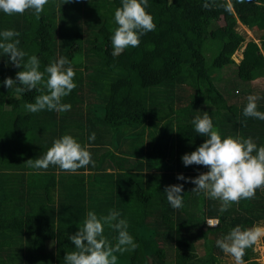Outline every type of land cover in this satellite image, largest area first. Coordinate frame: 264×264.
I'll return each mask as SVG.
<instances>
[{"label":"trees","instance_id":"obj_1","mask_svg":"<svg viewBox=\"0 0 264 264\" xmlns=\"http://www.w3.org/2000/svg\"><path fill=\"white\" fill-rule=\"evenodd\" d=\"M118 7L121 0H49L39 17L32 9L0 11V32H18V47L39 58L41 71L64 56L76 73L75 89L62 99L71 110L31 113L24 105L41 93L18 95L5 87L4 79L15 80L23 68L0 50V264H65L66 253L75 250L69 237L89 211L99 217L114 209L127 220L139 246L117 253L118 264H222L217 239L237 225L264 222V188L221 213V201L177 179L208 171L181 159L207 138L195 132L196 116L207 113L222 139L251 137L264 146V121L243 115L250 95L260 97L264 112V92L237 87L264 75V0H149L155 31L113 56ZM238 22L257 32L260 42L246 40ZM240 49L236 63L233 54ZM227 67L233 78L214 73ZM65 134L91 145L94 166L75 173L28 166ZM174 184L183 185L179 209L164 192ZM208 218L219 223L207 225ZM117 235L104 227L113 244ZM252 251L245 250V264H257Z\"/></svg>","mask_w":264,"mask_h":264},{"label":"clouds","instance_id":"obj_2","mask_svg":"<svg viewBox=\"0 0 264 264\" xmlns=\"http://www.w3.org/2000/svg\"><path fill=\"white\" fill-rule=\"evenodd\" d=\"M65 2L68 0H64ZM148 2L149 0H121V7L114 13L117 27L112 36L113 56L120 55L128 47H138L141 36L149 31H155L153 17L146 11ZM48 3L49 0H0V11L13 15L23 14L32 9L39 17ZM204 7L210 5L206 3ZM18 36L19 33L12 29L0 32L2 54L8 55L14 66L23 68L16 73L15 80L11 77L4 79L5 87L14 89L18 95L32 90L41 93L35 97L34 103L24 105L28 112L37 113L47 109L62 113L71 110L70 104L62 103V99L76 87L74 83L76 73L71 61L62 56L41 71L39 58L36 55L27 56V53L18 47L20 41L14 39ZM17 81L19 86H16ZM259 99L257 95L248 97L243 109L245 117L264 121V112L258 110ZM193 124L195 132L207 138L196 150L185 153L181 159L185 166L202 165L208 171L194 178L177 174V179L191 181L195 184L192 191L203 193L209 199L221 201L219 208L221 213L242 199L255 198L256 190L264 188V146L258 147L251 137L226 136L222 139L220 131L214 127L207 113L196 116ZM95 138V133H92L88 139L94 141ZM90 148V144L82 145L72 135L65 134L54 140L43 157L29 159L27 164L34 169H47L49 165H56L63 171L75 173L89 164L94 166ZM182 190V184L169 185L164 190L168 202L175 209L183 206ZM210 223L214 226L219 221ZM105 226L118 233L114 244L104 236ZM262 237H264L262 225L250 228L237 225L223 238L217 239L216 246L230 255L234 264H245L243 260L245 250L257 245ZM69 239L75 250L66 253L65 264H118L117 253L131 252L139 246L128 231L127 220L120 218V212L114 209L109 210L107 215L99 217L94 211H89L83 225Z\"/></svg>","mask_w":264,"mask_h":264},{"label":"rangeland","instance_id":"obj_3","mask_svg":"<svg viewBox=\"0 0 264 264\" xmlns=\"http://www.w3.org/2000/svg\"><path fill=\"white\" fill-rule=\"evenodd\" d=\"M236 29L238 31H240V32L245 33L246 40L252 38L255 41H257L258 43L260 42L259 39H258V37H259L258 33L253 31L252 29L250 30L248 27H246L245 25L241 24L240 22H238V25H237ZM206 44H207V46L211 45L212 49L215 48V44L213 42H211V40H207ZM207 57L210 58V52H207ZM240 57H241V49L237 50L233 54V59L235 60L236 63H238L240 61ZM231 67H233V66H231ZM233 70H234L233 68L227 67V68H223L222 70H215L214 73L218 74V73H220L222 71V74H224L225 79L228 80L229 78H233V73H234ZM226 83L227 84H226L225 87L230 86V81L226 82ZM217 84L221 85V83H217ZM237 87L241 88L242 90L243 89H246V90L247 89H251V87H252V88H254V90L252 89L253 92H258V93L264 92V75L258 77L257 79H254L253 81L248 82V83L240 82L237 85ZM257 225L264 226V222L263 223H259ZM252 250H253L252 251L253 254H252V258L251 259L255 260L257 262V264H264V237L261 238L260 242L257 245H254L252 247ZM198 252L203 253V249L201 247V244H198ZM221 263L222 264H234V260H233V258L230 255L225 254L223 252V254L221 256Z\"/></svg>","mask_w":264,"mask_h":264},{"label":"built area","instance_id":"obj_4","mask_svg":"<svg viewBox=\"0 0 264 264\" xmlns=\"http://www.w3.org/2000/svg\"><path fill=\"white\" fill-rule=\"evenodd\" d=\"M214 221H217L216 219H213V218H208L207 220H206V224L207 225H212V224H210V222H214ZM216 225V224H215Z\"/></svg>","mask_w":264,"mask_h":264}]
</instances>
